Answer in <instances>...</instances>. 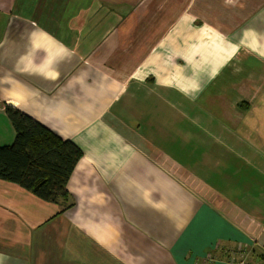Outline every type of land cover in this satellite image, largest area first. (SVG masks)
Listing matches in <instances>:
<instances>
[{"label": "crops", "instance_id": "obj_1", "mask_svg": "<svg viewBox=\"0 0 264 264\" xmlns=\"http://www.w3.org/2000/svg\"><path fill=\"white\" fill-rule=\"evenodd\" d=\"M7 105L82 158L0 180V264H264V0H0Z\"/></svg>", "mask_w": 264, "mask_h": 264}, {"label": "trees", "instance_id": "obj_2", "mask_svg": "<svg viewBox=\"0 0 264 264\" xmlns=\"http://www.w3.org/2000/svg\"><path fill=\"white\" fill-rule=\"evenodd\" d=\"M5 111L16 139L13 145L0 147V180L63 210L71 208L67 184L82 158L81 150L15 108L7 105Z\"/></svg>", "mask_w": 264, "mask_h": 264}, {"label": "built area", "instance_id": "obj_3", "mask_svg": "<svg viewBox=\"0 0 264 264\" xmlns=\"http://www.w3.org/2000/svg\"><path fill=\"white\" fill-rule=\"evenodd\" d=\"M236 254H238L239 259H235V257L232 258L230 263H237L239 262V264H253L252 262H248V257H249V253L238 249L236 252ZM214 261V257L213 254H208L205 259L203 260V264H212Z\"/></svg>", "mask_w": 264, "mask_h": 264}, {"label": "rangeland", "instance_id": "obj_4", "mask_svg": "<svg viewBox=\"0 0 264 264\" xmlns=\"http://www.w3.org/2000/svg\"><path fill=\"white\" fill-rule=\"evenodd\" d=\"M254 254H255V253H252V254L250 255V257H251L252 259H253V257H254ZM250 257H249V258H250ZM232 258H233V257H229V262H228V263L231 262ZM249 262H251V261H249Z\"/></svg>", "mask_w": 264, "mask_h": 264}]
</instances>
